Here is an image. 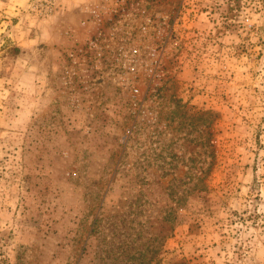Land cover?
Here are the masks:
<instances>
[{
  "label": "rangeland",
  "instance_id": "obj_1",
  "mask_svg": "<svg viewBox=\"0 0 264 264\" xmlns=\"http://www.w3.org/2000/svg\"><path fill=\"white\" fill-rule=\"evenodd\" d=\"M53 1L0 0V264H264V0Z\"/></svg>",
  "mask_w": 264,
  "mask_h": 264
},
{
  "label": "built area",
  "instance_id": "obj_2",
  "mask_svg": "<svg viewBox=\"0 0 264 264\" xmlns=\"http://www.w3.org/2000/svg\"><path fill=\"white\" fill-rule=\"evenodd\" d=\"M115 4L113 7H116V10L112 9V4L110 6V12L118 13L117 10L123 9V7L126 5L127 0H115ZM112 3V2H111ZM56 4L53 0H46L43 11L40 13L42 16H47L49 14H52V12L56 8ZM93 15V18H97V14L95 11L91 12ZM112 15V14H111ZM97 24V23H96ZM88 45V49L92 52L93 58L95 60V64L100 63V58L103 55L102 48L97 44L95 40H89L86 42ZM140 54L139 49L136 47L130 48L128 51L123 52L122 54V63L121 68L127 72V73H135L137 70V67L140 64Z\"/></svg>",
  "mask_w": 264,
  "mask_h": 264
},
{
  "label": "trees",
  "instance_id": "obj_3",
  "mask_svg": "<svg viewBox=\"0 0 264 264\" xmlns=\"http://www.w3.org/2000/svg\"><path fill=\"white\" fill-rule=\"evenodd\" d=\"M11 50L12 51H18V48L13 47V48H11ZM254 174H255V176H254V180H253V186H254V188H257V187H259L261 185L260 184L261 182L259 181V178L260 179L263 178L264 177V173H261L260 175H258L257 174V167L254 166Z\"/></svg>",
  "mask_w": 264,
  "mask_h": 264
},
{
  "label": "crops",
  "instance_id": "obj_4",
  "mask_svg": "<svg viewBox=\"0 0 264 264\" xmlns=\"http://www.w3.org/2000/svg\"><path fill=\"white\" fill-rule=\"evenodd\" d=\"M58 8H60V7H58ZM62 9V7L60 8V10Z\"/></svg>",
  "mask_w": 264,
  "mask_h": 264
}]
</instances>
